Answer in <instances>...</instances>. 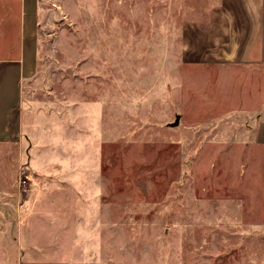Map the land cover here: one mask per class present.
<instances>
[{
	"label": "rangeland",
	"instance_id": "rangeland-1",
	"mask_svg": "<svg viewBox=\"0 0 264 264\" xmlns=\"http://www.w3.org/2000/svg\"><path fill=\"white\" fill-rule=\"evenodd\" d=\"M39 6L0 264H264V62L236 61L223 0Z\"/></svg>",
	"mask_w": 264,
	"mask_h": 264
},
{
	"label": "crops",
	"instance_id": "crops-1",
	"mask_svg": "<svg viewBox=\"0 0 264 264\" xmlns=\"http://www.w3.org/2000/svg\"><path fill=\"white\" fill-rule=\"evenodd\" d=\"M227 24L237 26L240 43L235 59L254 66L264 62V0H223ZM39 0H0V24L4 25L0 55V143L13 136L14 117L21 103V83L37 70ZM14 38H9L11 25ZM238 24V25H235ZM6 36V37H5ZM234 47V46H233Z\"/></svg>",
	"mask_w": 264,
	"mask_h": 264
},
{
	"label": "water",
	"instance_id": "water-1",
	"mask_svg": "<svg viewBox=\"0 0 264 264\" xmlns=\"http://www.w3.org/2000/svg\"><path fill=\"white\" fill-rule=\"evenodd\" d=\"M176 123H177V119H176V121H175L174 123H172L171 125L174 126Z\"/></svg>",
	"mask_w": 264,
	"mask_h": 264
}]
</instances>
